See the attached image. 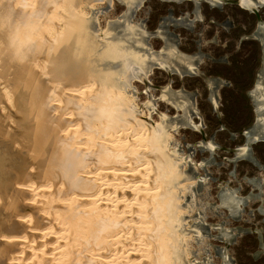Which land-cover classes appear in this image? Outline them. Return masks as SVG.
Listing matches in <instances>:
<instances>
[{"label":"bare ground","instance_id":"1","mask_svg":"<svg viewBox=\"0 0 264 264\" xmlns=\"http://www.w3.org/2000/svg\"><path fill=\"white\" fill-rule=\"evenodd\" d=\"M83 2L0 0V264H180L165 129L92 55Z\"/></svg>","mask_w":264,"mask_h":264},{"label":"rangeland","instance_id":"2","mask_svg":"<svg viewBox=\"0 0 264 264\" xmlns=\"http://www.w3.org/2000/svg\"><path fill=\"white\" fill-rule=\"evenodd\" d=\"M260 2L256 11L239 0L83 2L80 31L100 35L92 55L110 54L101 67L165 129L187 235L182 264H264Z\"/></svg>","mask_w":264,"mask_h":264},{"label":"flooded vegetation","instance_id":"3","mask_svg":"<svg viewBox=\"0 0 264 264\" xmlns=\"http://www.w3.org/2000/svg\"><path fill=\"white\" fill-rule=\"evenodd\" d=\"M239 3H240V0H239ZM262 3V2H261ZM258 7V6H257ZM257 7H255V8H257ZM253 10V9H252ZM257 10H258V8H257ZM258 92V91H257ZM257 96H262V94L259 92V94H257L256 92H255V98H257ZM262 105H264V104H262ZM263 107V106H262ZM261 108V107H260ZM260 108H258V109H260ZM256 139V138H255Z\"/></svg>","mask_w":264,"mask_h":264},{"label":"water","instance_id":"4","mask_svg":"<svg viewBox=\"0 0 264 264\" xmlns=\"http://www.w3.org/2000/svg\"><path fill=\"white\" fill-rule=\"evenodd\" d=\"M252 9H253V10H255V11L257 10V8H255V7H254V8H252Z\"/></svg>","mask_w":264,"mask_h":264},{"label":"clouds","instance_id":"5","mask_svg":"<svg viewBox=\"0 0 264 264\" xmlns=\"http://www.w3.org/2000/svg\"><path fill=\"white\" fill-rule=\"evenodd\" d=\"M218 2H222V0H218Z\"/></svg>","mask_w":264,"mask_h":264}]
</instances>
